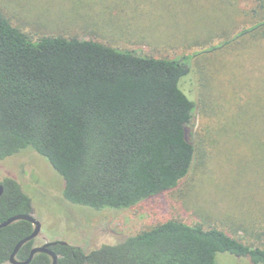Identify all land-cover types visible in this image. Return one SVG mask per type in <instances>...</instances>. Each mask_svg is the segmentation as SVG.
Listing matches in <instances>:
<instances>
[{
  "label": "trees",
  "instance_id": "trees-1",
  "mask_svg": "<svg viewBox=\"0 0 264 264\" xmlns=\"http://www.w3.org/2000/svg\"><path fill=\"white\" fill-rule=\"evenodd\" d=\"M251 1L257 9L242 34H264V0ZM190 65L187 57L141 56L94 40L34 41L0 13V161L32 150L62 178L64 200L92 210L129 209L175 189L196 153L195 102L179 87L184 77L190 83ZM0 186V223L32 213L18 182L5 177ZM31 231L27 221L0 229V264ZM32 247L25 244L17 259ZM57 253V264H216L219 254L264 264V249L179 220L89 253L71 245ZM49 263L42 253L31 262Z\"/></svg>",
  "mask_w": 264,
  "mask_h": 264
},
{
  "label": "rangeland",
  "instance_id": "rangeland-1",
  "mask_svg": "<svg viewBox=\"0 0 264 264\" xmlns=\"http://www.w3.org/2000/svg\"><path fill=\"white\" fill-rule=\"evenodd\" d=\"M236 3V4H235ZM0 0V13L32 40H94L141 56L189 58L195 159L173 190L129 209L69 204L47 161L24 150L0 161L41 224L36 242L64 241L89 253L169 220L217 229L264 249V34L252 25L251 0ZM230 27V28H229ZM197 79V82H196ZM195 83V84H192ZM216 264H252L217 255Z\"/></svg>",
  "mask_w": 264,
  "mask_h": 264
},
{
  "label": "water",
  "instance_id": "water-1",
  "mask_svg": "<svg viewBox=\"0 0 264 264\" xmlns=\"http://www.w3.org/2000/svg\"><path fill=\"white\" fill-rule=\"evenodd\" d=\"M2 190H3L2 186H0V193L2 192ZM18 221H27V222L31 223L34 226V231L32 232V234L30 236L22 239L21 241H19L17 243L13 253L11 254V256L9 258V263L10 264H30L32 259H33V257L36 254L44 253V254H47V255L52 257V263L51 264H57L56 255L54 253H52L50 250H48V248L51 246V244H47V245H45L43 247L33 248L31 250V252H30V255H29L28 259L25 260V261H17L15 259V256L18 253V251L20 250V248L24 244H26V243L30 242L31 240H33L39 234V231H40V223L38 221H36L31 215H24V214L15 215V216L9 218L8 220H6L5 222L0 223V229L6 228V227L12 225L15 222H18Z\"/></svg>",
  "mask_w": 264,
  "mask_h": 264
},
{
  "label": "flooded vegetation",
  "instance_id": "flooded-vegetation-1",
  "mask_svg": "<svg viewBox=\"0 0 264 264\" xmlns=\"http://www.w3.org/2000/svg\"><path fill=\"white\" fill-rule=\"evenodd\" d=\"M9 178H11V177H9ZM11 179H13V178H11ZM13 180H15V179H13ZM16 181V180H15ZM17 182V181H16ZM2 189H3V187H2ZM3 192H4V189L2 190V192L0 193V198H1V196L3 195ZM67 202V201H66ZM70 204V203H69ZM73 205V204H72ZM76 206H78V205H76ZM79 207H81V206H79ZM31 216H32V213L30 214ZM33 217V216H32ZM35 219V218H34ZM36 220V219H35ZM31 224V223H30ZM32 225V224H31ZM34 231V226L32 225V231H31V234H32V232ZM30 234V235H31ZM29 235V236H30ZM40 235H41V224H40V231H39V234L33 239V240H31L30 242L33 244V247H32V249L33 248H36V247H43V246H45V245H47V244H51V246L48 248V250H50L52 253H54L55 255H56V257H57V263H58V260H59V255H58V253H57V251H58V247H60V246H66V245H69L68 243H66V242H64V241H59V240H57V241H54V242H48V241H46V240H44L42 243H39V242H36L37 241V239H39V237H40ZM26 238V237H25ZM21 241V240H20ZM29 243V242H28ZM27 244V243H26ZM17 245V244H16ZM15 245V246H16ZM25 245V244H24ZM23 245V246H24ZM22 246V247H23ZM72 246V245H71ZM21 247V248H22ZM21 248H20V250H21ZM14 249H15V247H14ZM14 249H13V251H14ZM31 249V250H32ZM19 250V251H20ZM31 250H30V252H31ZM13 251H12V253H13ZM19 251H18V253H19ZM11 253V254H12ZM18 253L16 254V256H15V259L17 260V261H19L18 259H17V256H18ZM40 254V253H39ZM42 254H44V253H42ZM29 255H30V253H29ZM29 255H28V257H29ZM37 255V254H36ZM45 255H47V254H45ZM11 256V255H10ZM48 257H49V259H50V263L49 264H51L52 263V257L51 256H49V255H47ZM236 257V256H235ZM10 258V257H9ZM34 258V257H33ZM28 259V258H27ZM26 259V260H27ZM33 260V259H32ZM25 261V260H24ZM32 262V261H31ZM8 264H10L9 263V261H8ZM31 264V263H30Z\"/></svg>",
  "mask_w": 264,
  "mask_h": 264
}]
</instances>
